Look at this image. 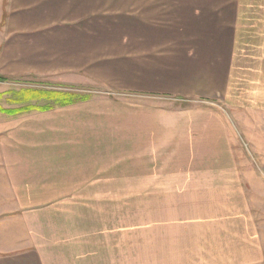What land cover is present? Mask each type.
Segmentation results:
<instances>
[{"label":"rangeland","instance_id":"obj_1","mask_svg":"<svg viewBox=\"0 0 264 264\" xmlns=\"http://www.w3.org/2000/svg\"><path fill=\"white\" fill-rule=\"evenodd\" d=\"M8 1L0 0V53ZM250 1L264 3L247 0L245 29L264 17ZM255 53L242 66L235 59L234 71L249 72H238L227 102L118 93L84 72H45L52 67L2 72L0 55L8 78L0 77V257L29 250L45 264H262L264 81L252 68L264 58ZM50 93L76 104L65 108ZM206 122L228 135L224 155Z\"/></svg>","mask_w":264,"mask_h":264},{"label":"crops","instance_id":"obj_2","mask_svg":"<svg viewBox=\"0 0 264 264\" xmlns=\"http://www.w3.org/2000/svg\"><path fill=\"white\" fill-rule=\"evenodd\" d=\"M250 3L255 11L264 7ZM246 7L247 0H9L2 72L14 74L32 65L30 71L37 74L52 67L45 72H84L118 93L231 101L232 84L241 81L238 72H249L245 67L234 71L235 59L242 66L253 51H262L255 57L264 58V17L245 29L251 20L245 17ZM53 57L60 60L51 62ZM252 71L264 81V67ZM135 117L139 139L143 118ZM207 123L225 153L228 135ZM151 128L150 123L146 130ZM247 224L250 229L251 219ZM259 228L262 246L257 251L264 254V225ZM242 245L253 249L247 241ZM39 254L28 250L0 257V264H45Z\"/></svg>","mask_w":264,"mask_h":264},{"label":"trees","instance_id":"obj_3","mask_svg":"<svg viewBox=\"0 0 264 264\" xmlns=\"http://www.w3.org/2000/svg\"><path fill=\"white\" fill-rule=\"evenodd\" d=\"M50 94H53L55 96V98L57 96L58 101H60L59 104L64 106V107L74 104L73 100H72L75 97L74 95H71V94H59L58 95L57 93H50ZM52 109H53L52 106H43V107L30 106L27 109V111H36L37 110V111H41V112H49Z\"/></svg>","mask_w":264,"mask_h":264}]
</instances>
